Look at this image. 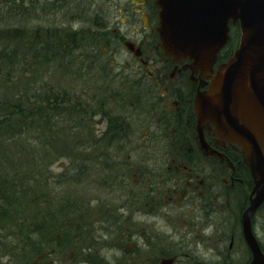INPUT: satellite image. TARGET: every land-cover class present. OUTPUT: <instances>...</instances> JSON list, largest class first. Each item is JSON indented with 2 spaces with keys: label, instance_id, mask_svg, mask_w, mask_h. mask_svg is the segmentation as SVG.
Wrapping results in <instances>:
<instances>
[{
  "label": "flooded vegetation",
  "instance_id": "af4514ba",
  "mask_svg": "<svg viewBox=\"0 0 264 264\" xmlns=\"http://www.w3.org/2000/svg\"><path fill=\"white\" fill-rule=\"evenodd\" d=\"M98 3L0 0V9L10 12L23 4L27 26L29 19L38 28L35 33L26 30L29 44L45 51L61 49L56 45L61 36L48 31L46 23L57 25L61 14L85 24L89 14L97 13ZM103 3L111 9L102 22L96 16L91 20L99 27L88 51L97 74L124 78V85L114 87L116 97L111 98L114 91L106 92L112 103L122 99L125 108L124 117H118L104 111L105 101L91 113L107 123L106 130L94 133V141L105 149L97 160L106 173L108 196L59 204L31 199L35 216L31 213L28 220L25 264H251L242 230L253 187L250 172L240 148L219 138L212 125H198L193 111L196 94L207 90L209 80L194 72L188 60L164 55L155 0ZM56 25L53 30L60 29ZM228 35L214 73L238 46V24H229ZM132 122L143 129V149L130 148ZM263 210L264 201L250 224L264 254V230L257 216ZM36 216L44 218L40 225Z\"/></svg>",
  "mask_w": 264,
  "mask_h": 264
},
{
  "label": "rangeland",
  "instance_id": "374dc122",
  "mask_svg": "<svg viewBox=\"0 0 264 264\" xmlns=\"http://www.w3.org/2000/svg\"><path fill=\"white\" fill-rule=\"evenodd\" d=\"M98 4L100 6L97 13L95 15L93 13L89 14L85 24L82 21L73 22L71 17L62 19L61 14H59V23L57 24L60 29H52L56 24H45L44 27L48 28V31H56L61 36L56 43L61 49L57 50L58 48L53 46V48L44 51V49H41L42 46H39L35 51H39L41 54L40 65L36 64L37 59L34 56H37V54H34L33 50H27L25 54L19 55L28 64L26 65L23 62L18 67L22 71L27 72L28 69L31 74L40 76L35 78V82L41 92H44L47 86L48 88H55L58 92L73 96L76 102L77 100L81 102L82 107L80 108L84 112L71 118V121H67L63 117V111L57 113L54 123L55 129L52 130L45 124V119L39 120L27 130L29 138L27 136L26 141L29 149L33 151H26L23 156L21 152L12 153L6 168L8 179L12 172H14L15 179L18 174L22 175L24 172L27 180H29L27 185L29 188L28 196H24V199L20 202L21 207H17L22 215H18L17 220H15L16 216L13 218L8 216L5 220H0V264H25V246L22 247L18 243V239L21 232L22 235L27 234L28 220L33 216H30V214L32 213L35 216V211H32L30 207V200L27 201L33 193V189H39L37 193L41 194V198L51 200L52 204L65 203L66 201L73 202L79 198L104 199L108 196L106 173L101 172L97 160L98 153L105 149L101 150V147L96 145L94 141V133L106 130L107 123L101 121V115L91 117V113L99 110V102L107 101L108 105L107 108H104V111H111L118 117H124L125 108L122 106V99H118L115 103H112L111 100L112 97H116L115 92L117 90L114 87L124 85V78L112 79L107 75L97 74L94 65H92L93 56L92 52L88 51V45L92 42V33L94 30H98L99 26L94 27L91 25V20L96 16L97 22H102L101 18H104V12L111 9L110 6L107 7L103 3V0H99ZM20 8L10 12H4L6 8L0 9V30H6L10 27L15 32L23 30L25 31L22 34L24 37L26 30L31 33L37 32V22L33 20L30 23L28 19L27 26L25 6L22 4ZM76 37V41L71 40ZM26 40L28 41L27 37ZM31 84V89H35L33 81H31ZM109 87L112 89L109 90ZM106 90L114 91V93L111 91V98ZM127 121L129 122V120ZM136 124L137 122H132L134 131L130 148L143 149L146 143L139 138L143 129ZM65 128L67 130L66 135L64 133ZM65 136L69 139L71 150L74 149L70 153V157H76L74 163H70L73 158L70 160L68 158H53V155L64 149L62 143L66 138ZM37 140H39V143ZM142 142L145 144L143 145ZM111 150H117V148H111ZM28 156L29 161L31 156L36 157V162L39 164L22 166L23 160H26ZM49 156L52 157L47 166ZM15 162H17V165L12 166ZM82 163L86 166L85 172L79 170L78 165ZM10 185L11 182L6 184V186ZM92 203L95 204L94 201ZM257 216L261 222V228L264 230V210L258 213ZM160 224H162V221H160ZM168 230L170 229L168 228Z\"/></svg>",
  "mask_w": 264,
  "mask_h": 264
},
{
  "label": "water",
  "instance_id": "95a60500",
  "mask_svg": "<svg viewBox=\"0 0 264 264\" xmlns=\"http://www.w3.org/2000/svg\"><path fill=\"white\" fill-rule=\"evenodd\" d=\"M155 6L164 55L189 60L191 69L209 80L194 99L198 125H212L219 138L241 150L253 181L242 230L251 264H264L250 224L264 201V0H155ZM230 23L239 25V43L213 74Z\"/></svg>",
  "mask_w": 264,
  "mask_h": 264
},
{
  "label": "trees",
  "instance_id": "16d2710c",
  "mask_svg": "<svg viewBox=\"0 0 264 264\" xmlns=\"http://www.w3.org/2000/svg\"><path fill=\"white\" fill-rule=\"evenodd\" d=\"M24 33L23 30L15 32L11 27L0 30V220H5L8 216L12 218L16 216L15 220H17L18 215L21 214L17 207H21L20 202L24 199V196H28L29 187L27 185L29 180H27L26 174L24 172L22 175L18 174L15 179L14 172H12L8 179L6 171L12 153L21 152L23 156L26 151H33L29 149L26 141L27 130L39 120L44 119L45 124L51 130L55 129L54 123L57 113L63 111V117L67 121H71V118L79 116L82 111L80 101L77 100L76 102L73 96L58 92L55 88H48L47 86L44 92H41L35 82V78L40 76L31 74L28 69L27 72L22 71L18 67L20 63L25 62L24 58H20L19 55L25 54L27 50H33V53L37 54L34 58L37 59L36 64L40 65L41 54L39 51H35L39 45H30L26 40V35L25 37L22 35ZM31 81H33L35 89H31ZM64 133L66 135V128ZM37 141L39 143V140ZM62 146L64 149L53 155V158H68V160L73 158L70 157V153L74 149L71 150L68 137L64 139ZM51 157L49 156V159H47V166L48 162L51 161ZM36 159V157L31 156L29 161L28 156L26 160H23L22 166L39 164ZM75 159L76 157L70 163H74ZM40 163L44 164L43 162ZM16 165L17 162L12 166ZM78 167L80 171H85L86 166L83 163ZM9 182H11V185L6 186ZM38 191L39 189H33V193L27 201L36 198L38 200L42 199L41 194L37 193ZM36 218L37 220L34 221L36 224L40 225L44 221V218L41 219L39 216H36ZM19 237L18 243L22 247L26 246V234L22 235L21 232Z\"/></svg>",
  "mask_w": 264,
  "mask_h": 264
}]
</instances>
